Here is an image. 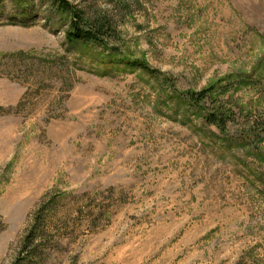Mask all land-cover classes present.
Returning <instances> with one entry per match:
<instances>
[{
  "label": "rangeland",
  "instance_id": "1",
  "mask_svg": "<svg viewBox=\"0 0 264 264\" xmlns=\"http://www.w3.org/2000/svg\"><path fill=\"white\" fill-rule=\"evenodd\" d=\"M67 1L0 0V264H264V0Z\"/></svg>",
  "mask_w": 264,
  "mask_h": 264
},
{
  "label": "trees",
  "instance_id": "2",
  "mask_svg": "<svg viewBox=\"0 0 264 264\" xmlns=\"http://www.w3.org/2000/svg\"><path fill=\"white\" fill-rule=\"evenodd\" d=\"M57 12H61V13H67L71 16L69 25H68V29L66 31L65 34V39L66 42L69 45H75V44H79V43H85V42H90L92 40H98L97 38H100L99 36H103L104 35V27L101 23H95V24H91L89 23L87 25L86 22L83 21V18L81 16V14L77 11V10H73V8L71 7V5L69 4V2L67 0H53ZM17 56V55H16ZM18 56L22 57V54H19ZM11 57V59H13V57H15V55H11L9 56ZM30 58L35 59V57L30 56ZM35 60H39L41 62H45V61H50L47 60L46 58L41 59H35ZM198 95V99H200V97H203L205 95V90H201L199 91ZM210 121H214L213 118H210ZM36 232H38L37 228H35V226H33L32 229H30L28 235L26 236V241H28L29 243H31L34 239V236L36 235ZM36 250L34 248V251L32 253H34Z\"/></svg>",
  "mask_w": 264,
  "mask_h": 264
}]
</instances>
